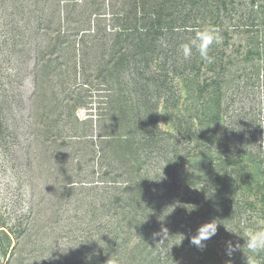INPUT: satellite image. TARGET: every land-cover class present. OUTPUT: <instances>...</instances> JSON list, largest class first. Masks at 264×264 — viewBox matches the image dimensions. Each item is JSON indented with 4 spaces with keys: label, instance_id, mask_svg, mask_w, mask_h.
Wrapping results in <instances>:
<instances>
[{
    "label": "rangeland",
    "instance_id": "1",
    "mask_svg": "<svg viewBox=\"0 0 264 264\" xmlns=\"http://www.w3.org/2000/svg\"><path fill=\"white\" fill-rule=\"evenodd\" d=\"M102 1L0 0V264H105L110 237L118 231L123 242L126 236L111 199L134 178L125 159L136 155L132 147L126 154L117 141L99 136L128 133L139 138L133 146L141 148L149 135L143 133L147 126L143 132L139 126L142 118L146 125L151 118L152 131L169 138L147 147L149 157L140 150L147 161L143 172L164 173L159 146L180 141V115L200 103L190 98L183 79L172 75L173 97L140 95L142 83L135 81L142 79L132 67L104 79L99 67L107 56L85 54L92 37L81 32L102 25L92 15L96 5L107 11ZM153 74L145 70V76ZM136 101L146 107L130 110ZM126 108L128 115L123 116ZM102 114L106 116L100 118ZM127 119L133 120L130 127ZM226 120L219 129L231 137ZM263 141L259 136L256 144ZM196 153L185 161L179 179L183 193L191 190L192 176L199 172L196 164L217 157L213 151ZM213 170H202V175L212 179L222 172ZM239 201L237 213H227L220 225L233 229L244 224L245 233L264 226V212L256 209L261 204L248 208L245 199ZM226 227L203 249L188 244L179 250L177 264H232L234 254H226ZM136 236L124 245L127 252L138 242Z\"/></svg>",
    "mask_w": 264,
    "mask_h": 264
},
{
    "label": "trees",
    "instance_id": "2",
    "mask_svg": "<svg viewBox=\"0 0 264 264\" xmlns=\"http://www.w3.org/2000/svg\"><path fill=\"white\" fill-rule=\"evenodd\" d=\"M102 3L106 12H101L99 5L95 6L97 12H92L104 21L102 25L95 23L81 32L92 37L90 51H86L87 47L83 49L85 54L107 56L99 67L105 72L104 79L132 67L142 79L135 81L142 83L139 84L142 96L151 98L161 93L175 96L173 76L183 79L190 98L201 99L194 110L188 108V114L180 115L177 122L180 141L175 139L167 148L159 146L165 155L164 173L156 171L152 176L148 170L143 172L147 161L140 153L143 151L144 158L149 157L147 147L152 148L159 141L167 143L169 138L167 133L159 135L152 131L151 118L147 125L142 118L139 130L135 127V132H143L147 126L143 133L149 137L141 141L144 143L141 148L134 147L139 138L128 133L99 136L104 141H117L126 154L132 147L131 152L136 155L135 159H125L129 174L135 179L129 178L122 192L111 199L126 236L123 242L119 241L118 231L110 237L105 264H177L178 251L191 245L190 238L197 228L214 217L223 219L227 213H237L239 200L245 199L248 208L259 202L261 206L256 209L264 212V144H256L259 136L261 140L264 138V0H103ZM205 27L218 28L223 37L221 44L209 48L213 61L202 60L195 49L185 59L181 45ZM145 70L154 74L145 76ZM136 103L129 109L146 107L145 102ZM128 112L126 108L123 116ZM105 116L102 114L100 118ZM225 116L231 137L219 129ZM127 121L130 127L133 120ZM198 151H213L217 157L196 164L199 172L192 176L191 190L183 193L179 179L186 169L185 161L195 158ZM217 167L222 172L214 178L202 175V170L209 173ZM165 228L168 238L163 237ZM218 228V234L225 233L224 225ZM231 230L245 234L244 224ZM107 232L113 233L111 229ZM226 235L233 243L239 240L243 244L244 239L237 234L228 230ZM135 236L138 242L127 252L124 245ZM108 257L113 260L108 262ZM245 261L242 251L234 253L232 264ZM256 264H264V253L256 258Z\"/></svg>",
    "mask_w": 264,
    "mask_h": 264
},
{
    "label": "clouds",
    "instance_id": "3",
    "mask_svg": "<svg viewBox=\"0 0 264 264\" xmlns=\"http://www.w3.org/2000/svg\"><path fill=\"white\" fill-rule=\"evenodd\" d=\"M223 42V37L220 30L215 27H205L195 32L194 37L188 42L181 45L183 57L189 59L195 49L202 60L211 63L213 58L209 55V48L213 44L219 45ZM194 210L191 209L189 211ZM220 224L219 218H212L211 220L201 224L194 235L190 238V243L198 248H205L206 242L217 234ZM226 227V226H225ZM227 228V227H226ZM232 233L237 234L244 239L241 244L239 240L233 243L231 240L227 242L226 254L231 257L235 252L242 251L246 257L245 264H256V258L264 253V226L258 227L256 230L240 235L237 232L227 228ZM163 237L168 238V230H162ZM184 239V236H183ZM182 239V240H183ZM181 240V242H182ZM180 242V243H181Z\"/></svg>",
    "mask_w": 264,
    "mask_h": 264
}]
</instances>
